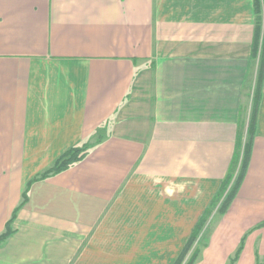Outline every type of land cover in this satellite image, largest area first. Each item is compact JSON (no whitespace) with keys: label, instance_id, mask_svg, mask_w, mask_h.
<instances>
[{"label":"crops","instance_id":"crops-1","mask_svg":"<svg viewBox=\"0 0 264 264\" xmlns=\"http://www.w3.org/2000/svg\"><path fill=\"white\" fill-rule=\"evenodd\" d=\"M255 27L254 0H0V234L18 208L0 264H176L239 173ZM255 122L193 264H228L241 243L236 264H264V79Z\"/></svg>","mask_w":264,"mask_h":264},{"label":"trees","instance_id":"trees-1","mask_svg":"<svg viewBox=\"0 0 264 264\" xmlns=\"http://www.w3.org/2000/svg\"><path fill=\"white\" fill-rule=\"evenodd\" d=\"M255 15H256V27H255V32H254V40H253V55H257L258 53L260 54V67H259V74H258V82L256 85V89L254 92V107H253V114H252V121H250V126H249V133H250V139L245 145V151H244V157L242 158V164L239 170V173L233 182V184L230 186L229 185L234 177V172H230L228 176L225 178V180L222 182L221 188L218 191V195H223L225 194L226 190L229 188L228 192L225 195V199L222 201L221 206L219 207V213L223 215L229 208L232 200L234 199L237 190L240 186V183L244 177L245 171L247 169L248 165V160L251 154V143H252V137L253 133L255 132L254 129H256V122H255V115L257 108L259 106V101H260V96H261V90H262V84H263V79H264V30L263 29V20H264V0H255ZM261 44V47H260ZM105 136L104 130L101 128L99 130L98 136L96 137L95 141L92 142H86L82 145L79 146H74L67 151H65L63 154H61L55 163L45 170L44 172L36 175L29 183H28V188L31 186V184L39 179H45L48 176L60 173L68 168H70L72 165L75 163L83 160L90 148L94 146L95 144L101 142L103 140V137ZM28 198L27 190L24 192V201H26ZM18 211V208L13 212L11 218L8 220L6 224V229L5 231L0 234V245L13 233V228H12V223L16 217V213ZM205 219V218H202ZM200 219L199 222L196 223L192 235H198L200 233V227L203 223V220ZM264 224V223H263ZM190 243V238L184 245V248L181 251L180 258L176 262V264H180L183 262L184 256L187 252H189V247H187V244ZM187 247V248H186ZM243 248V243L238 247L237 251L235 252L234 256L230 258L229 264H236L240 253ZM197 251V250H196ZM192 256L191 260L187 264H193L195 260L198 258L200 255V249Z\"/></svg>","mask_w":264,"mask_h":264},{"label":"rangeland","instance_id":"rangeland-1","mask_svg":"<svg viewBox=\"0 0 264 264\" xmlns=\"http://www.w3.org/2000/svg\"><path fill=\"white\" fill-rule=\"evenodd\" d=\"M254 3H255V0H254ZM263 24H264V20H263ZM262 30H264V26H263V29ZM260 46H261V44H260ZM259 67H260V65L258 63V69H259ZM257 82H258V77H257V80H256L255 84H253L254 85L253 87H255V85H257ZM251 121H252V118H251ZM254 131H255V129H254ZM249 138H250V135L247 137L246 143L249 141L248 140ZM252 142H253V139H252ZM246 143H245V145H246ZM251 146H252V143H251ZM244 151H245V148L243 150L242 158L244 157ZM241 164H242V160H241ZM224 199H225V196L222 199L219 197V200L217 202H215L212 205H210L209 210H208V212H209L210 215L208 214V216H209L208 219L207 218L206 219H202L203 220V223H202V225L200 227V229L202 228L200 230V233L201 234L200 233H198V235H196V234L195 235L190 234V236H188L186 242L190 238V243L187 244V247H189V250H188L189 252H187L185 254L184 258L186 257L187 254H188V256L186 258V261L183 259L184 261L182 263H180V264H185V263L187 264L191 260L192 256L195 254V251L196 250L198 251V249H200L199 252H200V255H201V252L203 251V248L207 245V243H208V241L210 239V236L212 234V231L214 230V228L218 225V223L220 221V218H221L222 215L219 213V207L221 206L222 201ZM197 222H199V220ZM263 223H261L259 225V227L263 226L264 225ZM229 262H230V260L228 261V264H229Z\"/></svg>","mask_w":264,"mask_h":264}]
</instances>
